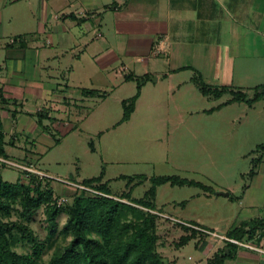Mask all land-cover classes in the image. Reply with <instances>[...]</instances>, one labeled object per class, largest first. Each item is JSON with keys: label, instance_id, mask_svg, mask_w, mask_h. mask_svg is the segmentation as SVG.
Wrapping results in <instances>:
<instances>
[{"label": "crops", "instance_id": "crops-1", "mask_svg": "<svg viewBox=\"0 0 264 264\" xmlns=\"http://www.w3.org/2000/svg\"><path fill=\"white\" fill-rule=\"evenodd\" d=\"M259 59L264 0H0V158L48 174L38 165L110 98L122 104L127 98L118 92L126 82L147 75L136 101L148 82L161 79L168 80L171 96L188 83L196 86L195 77L235 89ZM255 78L264 86V72ZM254 165L237 199L240 210L220 235L264 220V153ZM8 166L0 162L2 178ZM22 172L10 182L20 181ZM51 184L56 196L71 199L76 192ZM225 189L226 197H236ZM178 222L209 229L198 221ZM245 239L264 250V228ZM214 240L211 248L202 242L205 259L224 249L232 253L224 264H264V251Z\"/></svg>", "mask_w": 264, "mask_h": 264}, {"label": "rangeland", "instance_id": "rangeland-1", "mask_svg": "<svg viewBox=\"0 0 264 264\" xmlns=\"http://www.w3.org/2000/svg\"><path fill=\"white\" fill-rule=\"evenodd\" d=\"M255 66L257 69L249 70L252 74L245 77L243 86H235L249 96L255 91L256 73L264 72V59H259ZM179 78L182 80V76ZM167 81L148 82L135 102L130 118L115 127L112 125L119 122L124 109L114 97L110 98L84 124H79L78 129L66 137L61 135L63 142L53 148L38 166L48 170L47 175L58 191L61 184L75 188L63 180L81 181L98 175L102 169L103 180L108 181V187L115 195L129 189L127 179L118 176L127 175L134 181L140 177L142 183L131 191L134 198L143 196L154 176L176 175L210 185L213 192L197 185L179 186L166 182L156 187L155 197V208L160 213L157 250L164 264H208L211 257L205 259L203 240L199 235H208L205 240L211 248L215 244L214 238L227 232L225 224L230 226L240 210L242 200L237 199L250 182V169L264 153L258 148L264 142V98L252 106L244 101H234L207 112L229 100L231 94L206 96L197 86L188 83L171 96ZM257 86L259 92L264 91L263 85ZM136 90L137 81L126 82L118 92V98L128 99ZM94 106L96 103L91 101L90 107ZM195 109L197 111H192ZM20 174L21 169L14 166L2 171L3 178L9 181H16ZM225 188H230L236 197L216 196L218 192L227 191ZM16 207L20 208L19 205ZM17 217L18 214L12 211L10 219ZM44 218L40 212L30 223L41 242L46 235ZM65 218L66 214L61 211L59 227ZM179 220L198 221L210 230L203 229L204 233L177 247L176 243L185 233ZM67 239L63 241L59 236L52 246L45 245L41 260L46 262L55 244L62 245ZM16 246L20 253L31 249L28 241H20Z\"/></svg>", "mask_w": 264, "mask_h": 264}, {"label": "trees", "instance_id": "trees-1", "mask_svg": "<svg viewBox=\"0 0 264 264\" xmlns=\"http://www.w3.org/2000/svg\"><path fill=\"white\" fill-rule=\"evenodd\" d=\"M146 80L147 75L136 78L137 91L133 96L122 101L124 111L118 124L130 118L140 95L141 86ZM194 82L203 95L219 97L225 92L231 94L229 100L208 109L207 112L234 101L253 104L264 98V91H258L259 86H255L254 93L249 96L241 89L210 87L201 77H195ZM88 92L94 93L95 90L90 89ZM1 94L0 91V102L4 100ZM88 143L94 151L92 142ZM258 148L264 151V142L259 144ZM253 172L252 168L250 174ZM26 173L23 171V178L17 182L4 180L0 175V264H164L157 250L159 239L157 221L160 213L155 208L156 187L169 182L171 185L179 186L197 185L207 192H213L210 185H204L193 179L161 175L152 177V184L143 196L134 198L131 196V191L142 183V180L139 177L134 181L133 177L120 175L118 178L127 179L126 186L129 189L115 195L108 187V181L103 180L102 169L98 175L80 181L103 192L102 195L76 188L71 199L58 205V196L52 187L50 177H40L33 172H28V176H25ZM230 198H233L231 194ZM17 205L20 208L16 207ZM12 211L18 214L17 219H10ZM61 211L66 214V218L59 227L58 215ZM40 212L47 222L46 235L42 242L38 233H35L30 226L34 217ZM194 224H179L185 233L180 236L176 243L177 247L197 237L203 231ZM258 227L264 228V220L254 219L243 223L230 230L227 236L238 239L246 236L250 238ZM59 236L63 241L68 239L62 245L55 244L51 257L46 262L42 261L44 246H52ZM199 236L200 240H205L208 235ZM20 241H28L31 245L30 251L18 252L16 245ZM226 243L232 247L238 246L232 242ZM231 256V251L225 253L224 249H220L208 259V264H224L225 259Z\"/></svg>", "mask_w": 264, "mask_h": 264}, {"label": "built area", "instance_id": "built-area-1", "mask_svg": "<svg viewBox=\"0 0 264 264\" xmlns=\"http://www.w3.org/2000/svg\"><path fill=\"white\" fill-rule=\"evenodd\" d=\"M0 162H3L5 164L11 165V166L19 167L22 171L27 172L25 174V176H28V172H33V173H36L37 175H39L40 177H43V176L49 177L46 173H43L41 171H38V170L33 169L31 167H28V166H26V165H24L23 163H20V162L8 160V159H3V158H0ZM62 182L66 183V184H69V185H72L75 188H78L80 190H86V191H88L90 193H93V194H97V195H102L103 194V192L97 190L94 187H91V186H88V185H84L82 183H76V182H74L72 180L65 179ZM66 200H67L66 197L58 196L57 197V204L61 205L64 202H66ZM219 238L222 239V240H225V241L232 242V243H234L236 245L248 248V249H252V250H256V251H264L262 248H260L259 246L255 245V243L252 242L249 239H245V238L238 239V238L229 237V236H226V235H219Z\"/></svg>", "mask_w": 264, "mask_h": 264}, {"label": "water", "instance_id": "water-1", "mask_svg": "<svg viewBox=\"0 0 264 264\" xmlns=\"http://www.w3.org/2000/svg\"><path fill=\"white\" fill-rule=\"evenodd\" d=\"M218 194H222V195H225V196H228L229 195L228 192H219Z\"/></svg>", "mask_w": 264, "mask_h": 264}]
</instances>
